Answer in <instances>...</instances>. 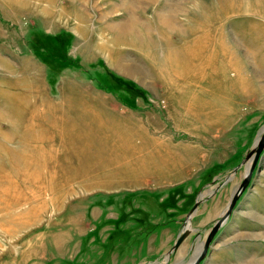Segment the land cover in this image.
I'll use <instances>...</instances> for the list:
<instances>
[{
	"label": "rangeland",
	"instance_id": "obj_1",
	"mask_svg": "<svg viewBox=\"0 0 264 264\" xmlns=\"http://www.w3.org/2000/svg\"><path fill=\"white\" fill-rule=\"evenodd\" d=\"M263 127L264 0H0V264L189 262ZM200 264H264V153Z\"/></svg>",
	"mask_w": 264,
	"mask_h": 264
},
{
	"label": "water",
	"instance_id": "obj_2",
	"mask_svg": "<svg viewBox=\"0 0 264 264\" xmlns=\"http://www.w3.org/2000/svg\"><path fill=\"white\" fill-rule=\"evenodd\" d=\"M263 129H264V127L260 131L258 138L256 139L255 145H254L253 149L250 151V153L248 154L247 159L243 160L238 166H236L233 169V172L230 175H228L223 180V182L221 184H219L216 188L210 190L207 194L203 195V193H201L199 195V198L197 199V201H196L195 205L193 206L190 214L188 215V218L186 220V224L184 225L183 229L179 233L176 241L174 242L173 247L169 250L168 255L166 256L167 258H169L173 252H175L179 249V247L182 245V243L188 238V236L193 231V228L191 225L192 224V218H193L195 212L197 211L201 201L203 199H207L210 196L217 193V191H219L221 187H223L225 184H227L232 179L233 175L243 165H245L246 166V173L244 175L243 181L238 186H236V188L234 189L226 209L222 212L220 218L215 222L211 231L207 235L206 240L204 241L201 250L197 254L194 253L193 257L191 258V260L189 262L180 263V264H200L205 259V257L207 256L209 247L211 245V242L213 241L215 235L220 230L221 226L231 216L234 208L237 205V202L239 201V199L241 198L243 193L247 190V188L251 182L252 176L255 172V169L259 165V163L263 157V153H264V130ZM249 162H250V165H248Z\"/></svg>",
	"mask_w": 264,
	"mask_h": 264
},
{
	"label": "bare ground",
	"instance_id": "obj_3",
	"mask_svg": "<svg viewBox=\"0 0 264 264\" xmlns=\"http://www.w3.org/2000/svg\"><path fill=\"white\" fill-rule=\"evenodd\" d=\"M166 19L167 18H165V21H167ZM165 23L166 24L164 25H167L168 22H165ZM172 28L176 29L177 27L174 25ZM186 48L190 51L183 53V54L174 51V53L171 55L172 64L170 66V76H171L170 80H172V84L174 87L183 86V85L187 87L189 86L191 87L192 83L189 84L188 81L190 78H193V77L198 78L196 82L199 84H201L202 81L204 82L203 80L204 70L202 71L199 67L196 66V60L192 56V51L197 50L200 47L195 43H191L189 47H186ZM176 59L177 61H175ZM199 84H195L196 87ZM32 164L33 162H25L24 165L27 168L26 170H31ZM248 165H250V162L248 163ZM19 204H20V201H15V202L0 201V210L12 209L18 206ZM201 248H202V245L199 246V248L195 251V253L197 254L201 250Z\"/></svg>",
	"mask_w": 264,
	"mask_h": 264
}]
</instances>
